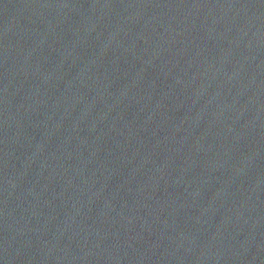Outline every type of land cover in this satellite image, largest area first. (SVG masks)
<instances>
[{
	"label": "water",
	"instance_id": "obj_1",
	"mask_svg": "<svg viewBox=\"0 0 264 264\" xmlns=\"http://www.w3.org/2000/svg\"><path fill=\"white\" fill-rule=\"evenodd\" d=\"M0 264H264V219L132 124L0 58Z\"/></svg>",
	"mask_w": 264,
	"mask_h": 264
}]
</instances>
